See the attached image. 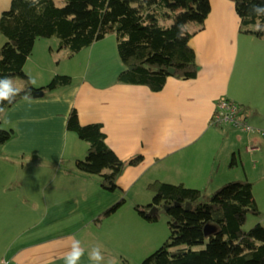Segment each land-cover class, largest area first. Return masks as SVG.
Here are the masks:
<instances>
[{"label":"crops","instance_id":"obj_1","mask_svg":"<svg viewBox=\"0 0 264 264\" xmlns=\"http://www.w3.org/2000/svg\"><path fill=\"white\" fill-rule=\"evenodd\" d=\"M9 4L10 0H0V13ZM210 4L202 23H187L188 30L194 31L189 42L200 65L195 77L169 75L157 90L142 83L117 81L123 65L113 35L89 45L90 54L84 53L87 68L81 80L72 78L68 86L33 95L30 105L20 98L2 112V124L13 127L14 134L0 143V178L5 173L10 175L9 159L12 165L15 162L19 167L26 166L27 160L16 159L20 153L28 158L29 165L52 174L43 183L35 178L31 181L29 189L40 185L43 207L23 230L12 229L19 220V198L0 196V234L15 232L0 259L12 257L18 264H64L62 257L74 237L86 249L80 264H91L87 250L97 243L103 245L106 261L142 264L143 258L170 232L166 213L150 221L135 208L153 195L149 182H183L210 193L226 180L235 179L239 161L245 167L244 154L264 142V33L247 39L254 33L240 30L234 0H210ZM42 39L47 38L36 40L24 64V71L36 85L44 84L54 74L44 66L41 53L48 51V45ZM4 40L0 32V42ZM252 41L257 43L255 50H250ZM35 48L40 51L36 52L37 59ZM245 54L251 55L252 61L256 57L263 60L262 67L251 73L252 84L245 83L243 77L246 69L241 58ZM107 57L116 58L117 63L110 67L105 62ZM34 67H44L45 74L35 72L36 76ZM12 78L17 86H23L19 75ZM65 97L69 103L64 102ZM220 97L246 105V120L253 128L213 123L215 103ZM56 98L60 102H53ZM72 106L81 123L102 124L107 144L119 157L142 154L137 163L125 165L119 176L122 189L107 190L100 184L98 174L76 166L75 159L86 154L87 142L66 129V114ZM248 145L257 147L251 150ZM233 157L235 161L231 162ZM244 171L249 178L245 168ZM229 172L233 174L226 178ZM19 174L12 178L16 183L13 187L20 184ZM122 196L126 200L115 212L95 221L102 210ZM37 199L36 194L29 204L28 216L39 208Z\"/></svg>","mask_w":264,"mask_h":264},{"label":"trees","instance_id":"obj_2","mask_svg":"<svg viewBox=\"0 0 264 264\" xmlns=\"http://www.w3.org/2000/svg\"><path fill=\"white\" fill-rule=\"evenodd\" d=\"M241 19V31L262 34L257 26L264 16L252 13V5L264 0H234ZM210 0H10L0 13V76L19 75L23 86L49 91L68 86L72 76L55 73L45 84H29L31 77L24 64L39 38H56L59 47L75 54L93 42L113 34L117 54L123 65L117 81L142 83L151 89L163 87L169 75L191 78L200 65L190 44L194 31L187 23H202L210 12ZM174 71H170V67ZM17 96L15 101L20 99ZM13 102V103H14ZM242 110L246 105L238 103ZM12 105V104H11ZM7 103L4 109L9 107ZM0 143L14 134L13 127L2 124ZM65 126L87 142L83 157L75 159L83 171L98 174L107 190L122 189L119 176L126 164L142 159L138 153L119 157L107 144L99 122L81 123L72 106L66 114ZM235 161V157L231 162ZM153 197L146 204H136L138 213L147 220H157L162 212L168 216L169 235L142 264H264V225L255 223L245 228L249 213H260V207L248 177L230 179L210 193L183 182L155 179L148 183ZM122 196L96 216V222L115 212L124 202ZM191 207H186V202ZM216 229L205 232L206 224Z\"/></svg>","mask_w":264,"mask_h":264},{"label":"rangeland","instance_id":"obj_3","mask_svg":"<svg viewBox=\"0 0 264 264\" xmlns=\"http://www.w3.org/2000/svg\"><path fill=\"white\" fill-rule=\"evenodd\" d=\"M58 4H63L64 0H55ZM197 23V22H196ZM249 34H253L248 32ZM248 34V35H249ZM244 34H242L243 37ZM113 36V34H108L106 37ZM105 37V38H106ZM114 37V36H113ZM257 33H254L253 36L249 35L247 36V39L251 38H257ZM40 39V38H39ZM45 40L46 45H48V51L46 52V49L41 53V56L44 57V66L50 67L52 72L57 73H68L71 74L73 80H81L85 75V70L87 68V59L84 53L87 55L90 54L91 47L87 46L85 49L80 50L79 52L75 54H68L69 50L66 47H59L56 38H47L42 39ZM3 42V41H2ZM1 43V42H0ZM257 43L255 41L250 42V50L257 49ZM39 51V48H35L34 51V59L39 58V55H36V52ZM117 51V48H116ZM40 52V51H39ZM118 53V52H117ZM118 56V54H117ZM118 59L120 60L119 56ZM105 62L110 67H113L114 64L117 63L116 58L114 57H107L105 58ZM241 63L244 65L246 72L244 73V81L245 83L248 82L251 78L252 71L256 69H260L263 65V60L260 57L254 58L252 61V56L242 55ZM240 63V64H241ZM33 72H38L42 76L45 74L44 67L37 68L34 67ZM47 68V69H50ZM36 76L37 73H35ZM90 74V73H89ZM51 76V75H50ZM53 76V75H52ZM51 76V77H52ZM50 77V78H51ZM49 81L47 79L44 84ZM252 84L251 81H249V84ZM247 85V87L249 86ZM256 144V143H255ZM258 145V143H257ZM244 148V147H243ZM17 160H20L21 162L27 160V164L25 167H19L15 162L14 165L11 164V160H8V167L7 172L10 173V175L7 176L5 173L4 178H0V196H6L11 195L14 197H18L19 200V207H20V213H19V220L17 223H15L12 226V229H25L27 225H29L35 218L38 217L42 207H43V192L39 191L40 185L36 184V188L29 189L31 185V181L35 178L38 183H43V181L49 177L52 173L49 170H46L44 172H41V170L38 167H35L33 165H29V161L27 157L22 156V153L19 154V157H16ZM255 161V162H254ZM244 164L245 167L242 166V164L239 161L238 164V174L234 178H244L246 177L244 168L246 169V172L249 174V179L252 181L253 184V192L254 196L257 199V202L260 207V213H249L247 217V221L244 224L245 228H250L258 221L264 225V142H261L260 147H257L256 150L253 151H247L246 154H244ZM18 173V178L20 179V184L17 187H13L15 183L12 178L16 176ZM237 173V172H236ZM232 172H229L226 178L232 176ZM229 180V179H228ZM227 181V180H226ZM150 191V190H149ZM152 192V191H150ZM37 194V199L39 203V208L35 211H31V215L28 216V208L30 207L29 204H31L32 198ZM152 196L148 197V202L151 199ZM146 201V203H147ZM16 202V201H15ZM145 203V204H146ZM138 212V211H137ZM165 212H162V215ZM12 234H15V232H10L8 235L0 234V257L3 249L6 247V244L8 243L10 237ZM156 249V248H155ZM154 249V250H155Z\"/></svg>","mask_w":264,"mask_h":264},{"label":"clouds","instance_id":"obj_4","mask_svg":"<svg viewBox=\"0 0 264 264\" xmlns=\"http://www.w3.org/2000/svg\"><path fill=\"white\" fill-rule=\"evenodd\" d=\"M252 13L256 16H264V5H252ZM258 31H264V24L257 26ZM29 84H35V80H30ZM17 96H21L22 100L31 104L33 102L32 89L27 86H17L13 78L10 76H0V113L4 112V105L13 104ZM53 102H60V98H56ZM65 103H69L67 97L64 98ZM86 249L82 246L79 239L74 237L71 240L69 250L63 255L64 264H80L82 257L85 255ZM88 260L91 264H113V261L105 259L103 245L97 243L87 250ZM0 264H8L5 259H0Z\"/></svg>","mask_w":264,"mask_h":264},{"label":"built area","instance_id":"obj_5","mask_svg":"<svg viewBox=\"0 0 264 264\" xmlns=\"http://www.w3.org/2000/svg\"><path fill=\"white\" fill-rule=\"evenodd\" d=\"M238 102L227 97H220L214 107L212 122L215 124L232 123L241 126L243 129L250 130L253 126L246 120L247 111L239 108ZM248 149H254L257 146H247ZM8 264H18L17 260L12 257H3Z\"/></svg>","mask_w":264,"mask_h":264},{"label":"water","instance_id":"obj_6","mask_svg":"<svg viewBox=\"0 0 264 264\" xmlns=\"http://www.w3.org/2000/svg\"><path fill=\"white\" fill-rule=\"evenodd\" d=\"M170 71H174V67L173 66L170 67ZM41 94H42V91H40V90L34 91V95L35 96H38V95H41ZM186 207H191V203L187 201L186 202ZM204 229H205V232L208 234V233L213 232L216 229V226L214 224L209 223V224H206Z\"/></svg>","mask_w":264,"mask_h":264}]
</instances>
